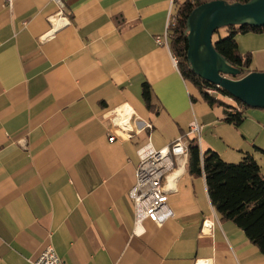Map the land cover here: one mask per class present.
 Here are the masks:
<instances>
[{"label": "crops", "instance_id": "0c3cea01", "mask_svg": "<svg viewBox=\"0 0 264 264\" xmlns=\"http://www.w3.org/2000/svg\"><path fill=\"white\" fill-rule=\"evenodd\" d=\"M62 1L69 25L41 41L60 12L54 0H15L12 9L0 0V264H28L50 245L64 264H264L188 164L169 196L174 217L134 234L137 151L167 147L195 120L206 131L224 119L193 93L170 47L156 44L186 0ZM236 39L252 72H264V34ZM124 104L139 131L153 129L111 143L105 115Z\"/></svg>", "mask_w": 264, "mask_h": 264}, {"label": "trees", "instance_id": "16d2710c", "mask_svg": "<svg viewBox=\"0 0 264 264\" xmlns=\"http://www.w3.org/2000/svg\"><path fill=\"white\" fill-rule=\"evenodd\" d=\"M213 1L225 0H186L176 5V23L172 27L170 49L178 59L183 78L197 88L210 106L223 108L224 122L239 128L245 121V110L250 107L197 76L188 62L187 22L197 8ZM226 1L245 4L251 0ZM227 31L229 35L215 42L214 47L232 67L241 72L235 79H241L252 72V56L240 51L236 38L238 35L264 34V27L233 26ZM207 90H215L221 96L233 99L235 105L210 96ZM142 99L148 109L154 108L152 91L147 83L143 84ZM188 167L193 176L205 177L211 204L220 219L235 224L264 255V176L255 158L246 153L240 163L231 164L212 150L202 154L199 144L190 141Z\"/></svg>", "mask_w": 264, "mask_h": 264}, {"label": "built area", "instance_id": "2783aa9c", "mask_svg": "<svg viewBox=\"0 0 264 264\" xmlns=\"http://www.w3.org/2000/svg\"><path fill=\"white\" fill-rule=\"evenodd\" d=\"M4 2L12 9L15 0H4ZM54 3L59 7L60 12L50 18L51 28L41 38V41L53 39L58 31L70 23L63 15L65 8L63 1L54 0ZM175 23L174 13H170L165 33L156 38L157 45L170 47L172 27ZM172 59L174 65L178 67L176 56L173 55ZM217 88L220 89L219 87ZM207 93L212 97H217L216 94H219L215 90H207ZM105 117L110 121L111 125L109 136V142L111 143L118 140L123 142L130 141L139 135L142 130L153 129L152 124H147L139 131L136 128V122L139 118L127 104L106 113ZM202 129L203 127L195 120L190 124L188 133L179 136L167 147L156 149L149 142L137 151L139 164L136 170V182L129 193L135 208L136 230L134 234L137 235L144 232L142 226L147 220L158 227H162L174 217L173 211L168 206L169 196L177 192V183L183 174L185 166L188 164L190 136L197 134L200 137ZM213 226V221L205 220L202 233H211ZM200 262L203 261H198L197 264ZM28 264H64V262L54 247L50 245L42 251L38 258L28 261Z\"/></svg>", "mask_w": 264, "mask_h": 264}, {"label": "water", "instance_id": "95a60500", "mask_svg": "<svg viewBox=\"0 0 264 264\" xmlns=\"http://www.w3.org/2000/svg\"><path fill=\"white\" fill-rule=\"evenodd\" d=\"M233 26L264 27V0L248 3L213 1L197 8L187 22L188 62L204 81L226 91L250 108L264 110V72L241 74L215 49L213 36L222 28Z\"/></svg>", "mask_w": 264, "mask_h": 264}, {"label": "rangeland", "instance_id": "374dc122", "mask_svg": "<svg viewBox=\"0 0 264 264\" xmlns=\"http://www.w3.org/2000/svg\"><path fill=\"white\" fill-rule=\"evenodd\" d=\"M228 35L227 28H222L214 34L213 42L224 39ZM190 87L194 94H199L193 84H190ZM216 96L226 103L235 105L233 99L219 94ZM216 109L224 112L222 107L216 106ZM244 118L245 121L239 128L220 120L216 128L202 130L200 137L197 134L191 135L190 140L198 143L201 150L211 145L212 151L221 154L223 160L231 164L240 163L246 153L254 155L253 157L261 167V174L264 176V153L262 152L264 151V110L247 108ZM208 150L210 149L204 153Z\"/></svg>", "mask_w": 264, "mask_h": 264}, {"label": "bare ground", "instance_id": "6f19581e", "mask_svg": "<svg viewBox=\"0 0 264 264\" xmlns=\"http://www.w3.org/2000/svg\"><path fill=\"white\" fill-rule=\"evenodd\" d=\"M199 264H209V262L203 261V262H200Z\"/></svg>", "mask_w": 264, "mask_h": 264}]
</instances>
